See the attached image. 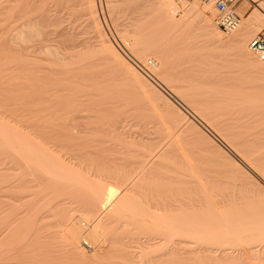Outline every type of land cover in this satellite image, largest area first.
<instances>
[{"label":"bare ground","instance_id":"bare-ground-1","mask_svg":"<svg viewBox=\"0 0 264 264\" xmlns=\"http://www.w3.org/2000/svg\"><path fill=\"white\" fill-rule=\"evenodd\" d=\"M83 1L69 27L68 0H0V264H264V0L228 34L212 1L150 0L124 48ZM194 13L190 71L169 35ZM225 49L236 87L202 77Z\"/></svg>","mask_w":264,"mask_h":264},{"label":"rangeland","instance_id":"rangeland-1","mask_svg":"<svg viewBox=\"0 0 264 264\" xmlns=\"http://www.w3.org/2000/svg\"><path fill=\"white\" fill-rule=\"evenodd\" d=\"M39 1V2H38ZM35 0V3H34V1L32 0V4L31 3H29V7H30V9H29V13H31V12H33L34 14H35V12H34V10H37V8L35 7L36 6V4H37V6H39L41 3H42V1L43 0ZM69 1V3L68 4H70L69 6H70V8H71V6H72V11L70 10L69 12L65 9V11L67 12V13H70L71 14V12H73L74 11V8L75 7H77V8H75V10H77V14H78V16L80 15V18L79 17H77V15L75 14V12L76 11H74V16H72V17H74V19L71 17V19L70 18H68V17H70V14H66V20L67 19H70L69 20V22H70V26L69 27H71L72 25H75V24H73V22H72V24H71V21H74L75 20V17H77V18H79L80 19V21L81 22H79L78 20H75V21H77V23H81V25H82V20H83V23H85L86 21L85 20H87V23H89V19L88 18H85V17H87L88 16V14H87V11L86 12H84L81 8H84V7H82L83 5H84V1L83 0H73V2H72V0H68ZM80 1H82V2H80ZM189 2L190 1H193V0H188ZM77 2V4H75ZM114 4H112V3ZM116 2V3H115ZM131 4V3H133V2H136V0H131V1H123V0H96V9H97V13H98V17H99V20L101 21V24L104 26L103 28L106 30L107 29V31H106V33H107V35L111 38V37H113V38H115L116 39V41L115 42H117V44L119 45V47L120 48H124L122 45H121V43L119 42V40H120V38H121V36L118 34V33H116L117 35H115V33L113 32V31H117L119 28L121 29V30H123L125 27H126V25H127V27L125 28V29H127V28H130L131 26L129 25V24H131L132 22H131V20H134V18H133V15L135 14V13H137L136 14V16H135V18H137V16H138V18L139 19H142L143 18V16H144V12L145 13H147V12H149V9H148V7H149V5L151 4L150 2V0H137V5H136V3H133V7L129 4V3ZM74 3V4H73ZM80 3H81V5H80ZM111 3V4H110ZM120 3V4H119ZM127 3V4H126ZM143 3H145V6L143 7ZM150 3V4H149ZM111 6H110V5ZM119 4V5H118ZM138 7V9L136 10V6ZM115 5L118 7V6H120V5H122V6H120V7H115ZM127 5H130V9L128 8L129 6H127ZM112 6L114 7L113 9L115 10V11H113V9H112ZM126 6H127V8H126ZM124 7L126 8V9H124ZM136 7V8H135ZM234 7H235V11L237 12V14L239 15V11L238 10H240L241 11V14H242V17H246L249 13H251L252 11H254L255 10V2H253L252 0H237L236 2H235V5H234ZM121 8V9H120ZM133 8V9H132ZM134 8H135V10H134ZM142 8V9H141ZM112 9V11H110V10ZM122 9H124L123 11H122ZM32 10V11H31ZM117 10H118V12H117ZM129 11V12H127V11ZM131 10H133L132 11V16H130V14H131ZM140 10V12H137V11H139ZM31 11V12H30ZM80 11L82 12V14H79L80 13ZM120 11V12H119ZM122 11V12H121ZM84 12V13H83ZM112 14H111V13ZM121 13V14H120ZM123 13H125V15L123 14ZM143 15H142V14ZM182 13V12H181ZM73 14V13H72ZM85 14V15H84ZM110 14V15H109ZM116 14V17H117V15L118 14H120V15H118V16H120L122 19H124L123 21H125L124 23L121 21L122 19H119V17L118 18H116V19H118L119 21H118V23H117V20L115 19V18H113L114 17V15ZM195 14V13H194ZM215 14H216V12L214 13V15H213V17H212V19L214 20V18H215ZM30 15H32V14H30ZM84 15V17H82V16ZM112 15V16H111ZM122 15H124L126 18H124ZM193 15V14H192ZM191 15V16H192ZM110 16V17H109ZM191 16H189L187 19H186V21H184L185 23V25H184V28L186 27V32L185 31H183L184 30V28H182V27H180V31L182 30L183 32H185V33H183V34H185V35H183L180 31H179V29H178V31L175 33V34H177L176 36H174L172 33H171V35H169V36H171V37H173L174 39H176L177 41H176V43H173V41L172 40H169V41H171L172 42V44L171 43H169L168 42V44H171L169 47L171 48L170 49V54L171 55H173L174 56V58H177L178 60H177V65L178 64H180V61L181 60H183L184 59V61H183V63H182V65L185 63V64H187V65H189V66H191L190 68L191 69H189L190 71H193V70H198V67L196 66V65H198V62H199V55H201V54H204V53H202L201 51H197V50H193V49H191L190 50V45H187V43L185 42V39L186 38H191V39H193V40H195V43H194V45L195 46H202V43H203V45L206 43H204V42H202V41H204V38L205 37H203L202 38V36H200V35H198V34H200V30H201V27L200 26H202V33L205 31V29H206V27H205V25H204V21H203V19H202V17L201 16H199V15H197V14H195V15H193L192 17L193 18H191ZM240 16V15H239ZM82 17V18H81ZM196 17H201V20L199 19V18H196ZM76 18V19H77ZM84 18V19H83ZM113 18V20H112V22H111V19ZM129 18H131V20L129 19ZM64 19V20H65ZM73 19V20H72ZM125 19H128L129 20V22L128 21H126ZM189 19H191V22H189V25H188V20ZM74 21V22H75ZM85 21V22H84ZM117 23L118 25H116L115 23ZM190 21V20H189ZM193 21V22H192ZM66 22L67 21H65V24H66ZM122 22V23H121ZM126 22H128V24L126 23ZM131 22V23H130ZM64 23V22H63ZM76 23V22H75ZM76 23V25H78ZM125 23H126V25H125ZM202 23V25H200ZM120 24V25H119ZM187 24V25H186ZM191 24H193V25H191ZM213 24H214V21H213ZM75 25V26H76ZM108 25V26H107ZM113 25H115V26H119L118 27V29H117V27L115 28V29H113L114 28V26ZM215 25V24H214ZM108 27V28H105V27ZM216 26V25H215ZM80 27V26H79ZM79 27H78V29H79ZM122 27V28H121ZM217 27V26H216ZM190 28V29H189ZM264 28V22L261 24V25H259V28H258V30L257 31H255V33H254V35H251L250 37H249V39H248V42L260 31V30H262ZM109 29V30H108ZM111 29V30H110ZM188 29H189V31H188ZM80 30V29H79ZM113 30V31H112ZM119 31V30H118ZM117 31V32H118ZM188 31V32H187ZM192 31H193V33H192ZM194 31H196V34H195V32ZM179 32V33H178ZM198 32V33H197ZM109 33H110V35H109ZM112 33V34H111ZM186 33H188L187 35H186ZM201 33V34H202ZM49 34H50V37L49 38H51V39H53L54 38V36L51 34V33H48V36H49ZM81 35H86L85 34V32L83 31L82 33H80ZM178 34H181V35H183L182 36V38H181V36L180 35H178ZM204 35H205V32L203 33ZM202 34V35H203ZM52 35V36H51ZM83 35V36H84ZM112 35V36H111ZM190 35H192L193 37H190ZM196 35V36H195ZM203 35V36H204ZM47 36V37H48ZM115 36V37H114ZM197 36H200L199 37V39L198 38H195V37H197ZM223 36H225V35H223ZM53 37V38H52ZM117 37V38H116ZM119 37V38H118ZM177 37H178V39H177ZM113 38H111V39H113ZM170 38V37H169ZM172 38V39H173ZM179 38H180V40H179ZM185 38V39H184ZM55 39V38H54ZM118 39V40H117ZM171 39V38H170ZM201 39V40H200ZM203 39V40H202ZM114 40V39H113ZM198 40V41H197ZM200 40V41H199ZM197 41V42H196ZM51 42H54V41H51ZM120 43V44H119ZM207 44V43H206ZM122 47H121V46ZM206 46V45H205ZM208 46V45H207ZM124 50V49H123ZM126 50V49H125ZM124 50V51H125ZM172 50V51H171ZM126 52V51H125ZM223 54H224V58H225V60L226 61H223V62H220L219 63V65H218V68H217V74H215V73H209L208 75H207V77H205V76H202L203 78H206V79H208V80H214V81H212V83L213 84H215V85H218V86H223V87H236L237 85H238V80L240 79V78H242L243 76H242V73H240L241 71H242V69H241V67H240V64H239V62H238V60L234 57V55H233V53H232V50H230V49H225L224 51H221ZM219 54H220V52H219ZM151 56V55H150ZM181 57H184L183 59H181L180 60V58ZM182 62V61H181ZM181 65V66H182ZM179 66V65H178ZM177 66V67H178ZM181 66H179L180 68H181ZM183 67H184V65H183ZM182 67V68H183ZM187 68V67H186ZM193 69V70H192ZM188 71V70H187ZM224 71H228L230 74H225V72ZM199 76V75H198ZM225 79H228V81L227 80H225ZM198 144H200V145H202V147L203 148H201L202 150L203 149H205L206 150V154L207 153H209L210 155H211V159H208V160H211L210 162H212V161H218V162H221V160H220V156L218 155V154H216V152H214V150H213V148H211V146H209L208 144H206L205 142H203L202 140H198ZM201 147V146H200ZM184 155H186V154H184L183 153V156ZM187 156V155H186ZM213 156V157H212ZM216 157V158H215ZM210 158V157H209ZM214 158V159H213ZM220 160V161H219ZM181 161H182V163H184V165H186V166H191V164L192 163H190L191 161H189V159H181ZM201 164V163H200ZM201 166V165H200ZM207 173V172H206Z\"/></svg>","mask_w":264,"mask_h":264},{"label":"built area","instance_id":"built-area-1","mask_svg":"<svg viewBox=\"0 0 264 264\" xmlns=\"http://www.w3.org/2000/svg\"><path fill=\"white\" fill-rule=\"evenodd\" d=\"M185 1V0H177ZM197 2H213L216 10L214 18L215 25L224 34L231 32L239 22V15L235 11V2L237 0H193ZM251 50L261 60H264V28L260 30L249 42Z\"/></svg>","mask_w":264,"mask_h":264}]
</instances>
